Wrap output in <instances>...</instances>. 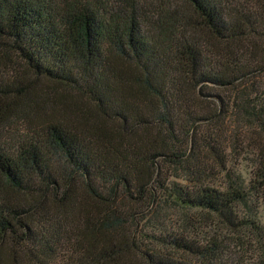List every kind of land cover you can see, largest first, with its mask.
<instances>
[{
	"label": "trees",
	"instance_id": "1",
	"mask_svg": "<svg viewBox=\"0 0 264 264\" xmlns=\"http://www.w3.org/2000/svg\"><path fill=\"white\" fill-rule=\"evenodd\" d=\"M148 1L0 0V264H238L260 240L238 208L264 187V0ZM230 110L261 140L247 185Z\"/></svg>",
	"mask_w": 264,
	"mask_h": 264
},
{
	"label": "rangeland",
	"instance_id": "2",
	"mask_svg": "<svg viewBox=\"0 0 264 264\" xmlns=\"http://www.w3.org/2000/svg\"><path fill=\"white\" fill-rule=\"evenodd\" d=\"M157 2L163 4L160 0ZM149 3L150 1L147 2V0H140V6L143 5V8L146 9L145 14L155 15V8L153 7V10ZM186 17H188V15H186ZM45 89L46 87L43 88V90ZM51 91H53L57 96V103L58 101H63V104H68V102H70L71 100L75 102L79 100V96L74 91L68 90L66 88H61L60 86H52ZM229 113L230 114L224 121L226 127H228L229 129L228 131H230L226 134L223 144V147H225L224 153L226 155V162L228 163L230 171L234 172L235 176L240 180L242 179L245 185H247L250 179H253L252 175L255 174V170L258 167L259 161L258 156L256 155L258 149L261 147V140L258 139L259 137L257 138L256 136H254L253 141L256 142V144H250V138L252 137V133L254 131L248 128L247 124L239 122L241 120L238 121V117L243 118L241 115L235 117L234 112L231 110L229 111ZM10 129L11 125H7L4 129H1V135H3L4 137L7 136L6 131H9ZM254 149L255 155H253ZM215 180V184L222 183V179L220 176ZM238 214L244 219H251L256 224V226L258 227V231L261 234V238L259 241L255 240L250 231L249 236H246L245 234H239L237 236L236 234L232 233V230L229 231L227 227L220 224V222H218L216 219L206 217L203 214H198L193 211H181L180 209L169 206L165 209L162 216L166 217V219L169 221L168 227L174 225L173 228L182 227L185 223H187V220H189V222L195 225L194 232L200 233L201 237H211L212 235H216L220 238L225 237L230 239L232 242H235L233 239H237L239 237H242V235H245L244 237L248 239L246 246L248 249L249 247H251V250L248 254H245L244 252L238 253L240 257L246 255V257H241V259L237 260L238 264H257L260 262H264V187L251 199L249 209H246L245 207H239ZM236 243H238L239 245L241 244V241H236ZM228 248L231 249L233 253H236L232 247ZM259 259H261L260 262ZM226 260L227 264H231L232 262L234 263V261H232L230 258Z\"/></svg>",
	"mask_w": 264,
	"mask_h": 264
}]
</instances>
